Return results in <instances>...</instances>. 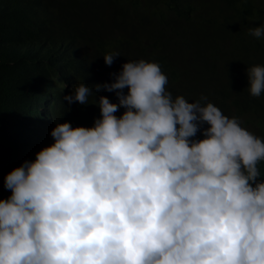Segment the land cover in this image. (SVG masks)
<instances>
[{
    "label": "clouds",
    "instance_id": "1",
    "mask_svg": "<svg viewBox=\"0 0 264 264\" xmlns=\"http://www.w3.org/2000/svg\"><path fill=\"white\" fill-rule=\"evenodd\" d=\"M105 5L0 89V264H264V0Z\"/></svg>",
    "mask_w": 264,
    "mask_h": 264
},
{
    "label": "trees",
    "instance_id": "2",
    "mask_svg": "<svg viewBox=\"0 0 264 264\" xmlns=\"http://www.w3.org/2000/svg\"><path fill=\"white\" fill-rule=\"evenodd\" d=\"M122 1L0 0V89L8 93L27 87L29 92L46 100L58 97L60 100L61 92L46 79L59 81L58 75L70 61L75 45L84 47L80 34L93 29L90 20L96 24L100 5ZM105 30L106 24L102 23L97 33L100 39H95L94 44L103 40L101 34ZM86 48L92 54L99 51L97 45ZM54 50H60V54L51 55ZM11 150L21 153L17 147ZM11 171L0 161V200L11 195L4 187V177Z\"/></svg>",
    "mask_w": 264,
    "mask_h": 264
}]
</instances>
